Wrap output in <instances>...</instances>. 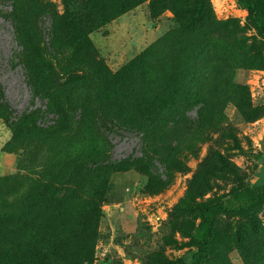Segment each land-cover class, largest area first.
<instances>
[{"label": "rangeland", "instance_id": "rangeland-1", "mask_svg": "<svg viewBox=\"0 0 264 264\" xmlns=\"http://www.w3.org/2000/svg\"><path fill=\"white\" fill-rule=\"evenodd\" d=\"M109 3L117 16L72 53L78 7L0 2V176L61 192L38 234L9 238L2 264L189 262L195 206L218 196L237 206L264 186V35L248 10L236 0ZM188 94L185 116L159 107ZM26 113L47 129L4 151V117ZM38 245L46 251L22 257ZM202 264H264V201L215 215Z\"/></svg>", "mask_w": 264, "mask_h": 264}, {"label": "trees", "instance_id": "trees-1", "mask_svg": "<svg viewBox=\"0 0 264 264\" xmlns=\"http://www.w3.org/2000/svg\"><path fill=\"white\" fill-rule=\"evenodd\" d=\"M4 1L7 0H0L1 3ZM65 1L69 5L78 7V13L74 19L75 34L71 38L70 43L72 53H81L90 48V33L110 22L117 16V13L112 11L109 0ZM236 1L240 6L248 10L255 21L258 32L264 35V0ZM154 7L155 3L152 1V9ZM201 9V4L196 2L192 14H199ZM147 59V51H145L140 56V68L146 67ZM134 62L131 66L134 65ZM159 102V107L162 110H168L179 117L185 116L190 109L189 94L183 100L161 99ZM4 121L10 131L9 139L2 146V149L6 152L13 151L18 145L17 143L20 144L26 138L30 139V131L47 129L42 128L37 124L35 118L27 113L21 114L17 118L4 117ZM48 130L51 133L56 131L54 128ZM29 181H32V179L30 177L27 178L25 174L12 173L0 176V253H9L14 249L12 241L9 242V238L26 240L31 234H38L42 219H44L45 215L51 214L55 210L54 204L60 199V190L59 193L52 189L51 192L48 191L50 183L45 181L39 184L38 187H34L29 184ZM24 186H26V189L22 190ZM263 201L264 186L260 189L246 188L244 202L237 206L225 204L221 196L197 204L195 212L199 218V226L194 237L196 250L193 252L189 262L181 264H202L206 261L210 243L215 235L216 214L242 211L248 206L257 205ZM3 239L5 240L3 241ZM31 251L33 252L26 250L22 257H27V253L33 255L34 252V255H41L46 250H43L38 245L32 248ZM0 264L2 263L0 262ZM25 264H29V262L26 261Z\"/></svg>", "mask_w": 264, "mask_h": 264}]
</instances>
